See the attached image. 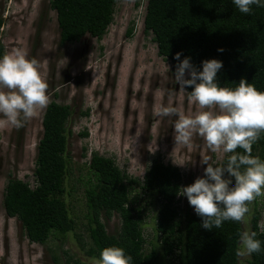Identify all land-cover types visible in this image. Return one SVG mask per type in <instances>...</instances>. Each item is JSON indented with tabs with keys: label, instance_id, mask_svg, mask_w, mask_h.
Segmentation results:
<instances>
[{
	"label": "trees",
	"instance_id": "obj_1",
	"mask_svg": "<svg viewBox=\"0 0 264 264\" xmlns=\"http://www.w3.org/2000/svg\"><path fill=\"white\" fill-rule=\"evenodd\" d=\"M119 0H50L57 12L60 42H75L90 35L102 39L114 20ZM4 19L0 15V56L6 50L1 40ZM145 31L153 34L160 56L176 69L180 60L190 57L202 70L205 59H219L223 67L217 74L222 87L235 88L246 79L264 91V7L252 6L250 14L241 13L233 0H148ZM130 27L127 35H133ZM223 51H219V49ZM187 89V93L191 91ZM57 95V94H56ZM74 112L70 104L52 100L43 114V136L37 146L31 186L16 176L10 177L4 193V207L9 217H16L31 242L46 244L51 238L65 242L74 232L90 257L99 258L107 246H119L132 257L131 264H239L236 249L243 223L225 221L221 228L207 230L202 218L178 196L183 186L181 169L155 157L143 179L120 168L115 159L93 152L81 177L85 186L88 238L76 232L78 225L70 213L67 175L71 173L68 153L72 130L67 124ZM88 115V112H85ZM23 132V127H19ZM84 135H88L85 132ZM243 153L242 149H237ZM253 156L264 160V134L253 145ZM227 156L220 163H226ZM227 177V174H226ZM234 183V178H233ZM140 193L153 194L159 201L156 231L160 244L147 249L141 211L134 205ZM251 232L261 240V252L250 256L249 264H264V233L259 231L263 212L259 198L249 206ZM118 215L117 232L107 229L104 218ZM69 255V254H68ZM53 264H62L54 255ZM67 264H86L69 256Z\"/></svg>",
	"mask_w": 264,
	"mask_h": 264
},
{
	"label": "rangeland",
	"instance_id": "obj_2",
	"mask_svg": "<svg viewBox=\"0 0 264 264\" xmlns=\"http://www.w3.org/2000/svg\"><path fill=\"white\" fill-rule=\"evenodd\" d=\"M147 4L148 0H119L114 20L102 39L86 35L61 44L57 12L50 7V0H0L5 50L22 48L30 58L44 64L50 102L70 104L74 109L67 124L72 130L68 144L72 168L66 180V199L78 225L76 232L87 243L88 211L80 176L85 174V164L93 152L114 158L121 169L141 179L155 157L173 165L172 158L187 163L176 165L184 174L183 186L204 175L207 165H201V153L210 155L214 164L223 160L218 161L198 135L193 136L191 149L175 146L176 117L153 115L155 105L183 108L185 112L195 108L190 109L187 90H179L172 62L160 56L153 34L145 31ZM132 26L133 35L129 37ZM44 112L25 123L22 133L15 127L0 129V264H53L54 255L60 256L62 264H67L69 256L92 264L94 257L85 251L88 246L83 249L74 232L65 242L57 238L46 244L31 242L21 222L9 217L4 207L10 177L36 185L34 169ZM149 145L156 150L154 154L148 150ZM137 198L134 205L141 211L146 247H159V201L148 193H140ZM181 204L190 205L186 196H181ZM259 207L264 219V197L259 198ZM247 219L243 231L251 232V214ZM104 221L111 233L121 225L118 215ZM250 257L239 256V264H249Z\"/></svg>",
	"mask_w": 264,
	"mask_h": 264
},
{
	"label": "clouds",
	"instance_id": "obj_3",
	"mask_svg": "<svg viewBox=\"0 0 264 264\" xmlns=\"http://www.w3.org/2000/svg\"><path fill=\"white\" fill-rule=\"evenodd\" d=\"M241 13L250 14L252 6L264 7V0H233ZM223 51V49H219ZM177 52L174 77L179 90L188 92L190 109L155 105V117L175 116L173 136L175 146L192 147L198 135L218 161L227 156L226 163L212 162V157L201 153V165H207L204 175L187 186H181L178 196H186L195 213L202 218V227L219 229L225 221L247 223L250 205L264 197V160L253 156V145L264 134V91L241 79L235 88L222 87L217 79L223 62L205 59L202 70L190 57L180 60ZM45 65L30 58L27 51L14 48L0 56V129L23 127L39 117L48 107L50 96ZM242 149L243 153H238ZM148 150L153 154L149 145ZM172 157V155H171ZM173 163L185 166L187 163ZM227 174V177H226ZM234 178V183H233ZM264 233V219L258 224ZM257 232L239 234L236 256L261 252ZM132 257L119 246L104 247L92 264H131Z\"/></svg>",
	"mask_w": 264,
	"mask_h": 264
}]
</instances>
